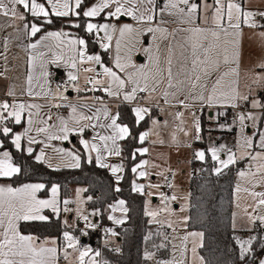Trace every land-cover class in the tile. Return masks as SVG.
Instances as JSON below:
<instances>
[{"label": "snow or ice", "instance_id": "6c2138e0", "mask_svg": "<svg viewBox=\"0 0 264 264\" xmlns=\"http://www.w3.org/2000/svg\"><path fill=\"white\" fill-rule=\"evenodd\" d=\"M47 3L51 5V13L56 17H67L70 15L71 8L69 0H47ZM83 0H75V7L79 9ZM179 5L186 6L185 8L179 7ZM215 9L212 16L215 29H206L199 26H194L185 31L189 32L190 35L187 38V44L190 46L191 52V67L187 73H184L185 79L178 80L176 84H173V72H172V54L173 47L168 46L167 53L168 55L164 58V63L167 64L165 69L162 66V57L160 54L159 44H155V50L153 47L148 46L143 48L144 54L148 58V65L137 66L133 60L132 56L136 50V45L140 43L138 37L147 33L152 34L153 42L158 40L166 39L171 33L168 32V29L161 27L160 24L167 23L161 19L160 24H157L155 27L152 26L153 20L155 18L156 9H155V0H100V2L90 8L87 11L83 12V16L88 18H94L99 16L101 13L105 12L108 9L107 16L109 19L120 20L121 17L127 16L130 17L137 25H143L146 27L138 28L131 24H123L122 26H117L111 23H87L86 31L88 33H100L103 32L104 36L101 38L100 47L107 51L111 47V42L115 34H119V38L116 40V55H115V68L119 70L120 73H125L126 78H122L117 71H114L113 68L106 67L101 61L100 55H87V46L84 39H69L65 41L64 37L68 36V33L65 32H49L46 36L42 37L37 43L29 45L33 50H36L44 44V41H55V44L44 45L48 47L49 51L53 52V56L50 60L43 59L44 53L41 52L38 56L29 57V74L27 76V94L31 96H47V92L36 93L33 92V71L35 68V63L37 59L40 60V76L45 78V83H47V77L49 73L47 71V64H55L58 67L60 62L64 60V49L68 48L72 55L69 56L68 60L65 61L68 67L76 71L68 72V82L72 83V87L77 91H81L79 86L75 83L79 79V68L78 66H83L88 64V67H85L84 72L95 73L94 76L88 77L85 81L86 84H91V89H85L86 91H103L109 97L119 96L123 93V99L128 102L136 100L137 93H147V97H141V99L150 100L152 93L156 92L159 85L163 83L165 76V71L167 72V84L168 88H176L177 91L187 90V95L185 100H191L193 104L199 103L202 107H214L216 105H229L233 108L238 106V101L248 100L247 95H243L239 92L238 83L240 78V62L242 59L241 53V42L243 37L244 27L255 29L257 27L264 28V24H258L257 17L264 18V11L254 12L244 10L240 4L236 3L235 0H228L227 4L223 0H215ZM18 7H22L25 11L31 14L34 18H47L49 16V11L46 10L43 3H38L37 0H0V15L5 17H11L12 19L25 20L26 17L23 13L18 12ZM210 7L209 5H206ZM175 10V11H172ZM198 6L196 4L189 3V0H168L164 4L163 8L160 9L161 17L165 12L169 15H179L181 17L182 23H193V16L197 13ZM79 15V13H77ZM186 17V19H184ZM45 23H52L50 19L45 20ZM73 27L79 28V24L72 25ZM24 29L27 31L29 29V24H24ZM41 31V28L37 24L32 23L30 26V35L36 36L38 32ZM209 35L211 39H209ZM259 40L262 46H264V31H261L259 34ZM79 46V47H77ZM7 47V45H5ZM181 56L188 60L189 56L185 55L187 48L182 45ZM54 49H59V53L55 52ZM7 60V56L4 57ZM221 64L227 66L226 70L220 72ZM92 65H99L103 71L102 73L96 72L95 67ZM257 67L261 70H264V60L260 61L257 64ZM134 69V71H126L127 69ZM7 68L3 72H0V77L6 76ZM213 73H219L215 80L211 81V87L209 88V81ZM103 78H99V77ZM253 83H262L264 82V71L260 73L252 74ZM131 84L133 87L130 91H125L126 85ZM43 85L41 88L43 89ZM67 91V87H65ZM9 96H15V90L9 88L7 93ZM176 96V92H168L165 90L163 96L166 103H169V96ZM53 100L60 99L62 101L67 100V97L60 92L59 88L55 93H52ZM96 99H100L97 97ZM185 100H180L178 103L188 108L189 104L185 103ZM52 107H60V104L53 103ZM72 109V116L70 117L71 124L69 120H65L62 117H57L59 120V125H49L48 121L52 119L51 115L47 116V120H40V123L45 125L36 129L37 134H45L49 141L51 140H62L67 141L69 139V134H80L83 135L84 129L87 127H96L95 124H86L82 123L83 121H92L93 119L99 120V109L96 112L89 116L85 114H77V108L73 105H68ZM43 106L33 103H13L9 104L7 101L0 102V125H4V121L8 118H12L15 124H20L22 120V114L25 110H29L28 124L29 128L23 134H15L12 139V144L16 149L21 148V140L23 136H27L28 132L32 130L31 126L34 123L32 117L33 115L38 116L39 111L36 113L31 112V109H41ZM252 107H264L259 101L253 100ZM11 109V111L9 110ZM151 109L148 107L137 106L133 109V112L136 116V122L139 124L140 121L144 120L145 116L150 113ZM7 113V116H5ZM104 118L110 120V123L107 125L101 124V128L111 129V135H97L93 137V140L98 139L103 145V150L107 152L109 156L111 155H120V148L117 146L118 140H123L127 138L130 134L127 126H123L117 123V116H110L108 109L105 107L103 109ZM176 119L180 120L181 125L183 124V112H178L175 114ZM194 127L196 131L195 139H200V123L198 117L195 113H192ZM255 121L256 117L252 114H240L238 119L241 125L244 124L245 119ZM152 124L154 126L158 125V121L153 120ZM57 129V131H53ZM178 131L183 132L185 136L188 135V131L183 127L178 126ZM0 132L7 137L12 132V129L6 125L0 127ZM150 135L149 132H144L139 136V141L143 143L145 139ZM111 142V146H109ZM172 142L177 143L176 135H172ZM29 145L33 143H41V141L36 140L34 137L28 138ZM80 143L83 145L84 149L91 152H96V161L97 164L102 167H109L107 164L102 163L101 147L94 142H89L87 140L81 139ZM160 143H163L161 140ZM50 145H45L49 147ZM245 150L253 148V141L250 137H243V142L240 145ZM0 147H3V144L0 143ZM259 147L262 149L261 152L253 154L250 151H245V156H247L251 161H260L256 167L255 172H245L240 171L239 176L241 179L251 177L250 183L253 188L257 183L264 184V134L260 135V144ZM54 151L57 154H60L62 157H68L73 161L69 164L70 167H79L80 157L77 154H74L71 151H65L64 149L56 148ZM141 155L148 152L147 148L140 149ZM212 153L213 160L217 161L220 167L215 169L216 173L219 174L223 169H226L231 164H235L237 161V156L235 153L230 152L226 160L220 159L218 155L217 148L210 149ZM29 155L32 154L33 149L29 147L27 149ZM135 154H133L134 156ZM195 157L204 160L205 153L203 151L195 152ZM243 158V157H241ZM37 162L48 163V166L59 168V165H53L51 163V158L47 161L45 160V152H41L35 157ZM91 160V156H89ZM148 162L143 161L140 165H137L132 169L134 173L137 172V168H143ZM123 169L121 166H111V171L113 175H116L118 172H121ZM20 172V168L12 164L11 158L7 151H4L0 155V177L10 178L13 175ZM261 174L259 180L256 179L257 174ZM138 175L140 177H145V171H139ZM121 177L117 176L119 181ZM171 186V185H170ZM45 188L44 184H26L23 187L12 188V187H0V264H55L57 249L55 247H45V244L48 243L47 240L37 243V237L32 235H23L20 233L18 224L20 221H46L48 217L42 215V210L45 208H50L53 213L59 215L60 209L57 206L56 195L58 192V187L53 186L51 188L52 198L48 200L38 199L36 193ZM133 190L143 193L144 186L133 184ZM119 191V189H117ZM241 191V186L237 184L236 192ZM244 192H247L256 202L252 206L253 212L257 209L264 207V192L250 191L248 188L243 189ZM151 195V193H149ZM258 198V200L256 199ZM171 200H176L175 196L170 198ZM162 200L167 202L169 197L162 194ZM69 201H64V204L67 205ZM125 202L120 200L117 205L112 206L113 212L119 208L121 211L126 212L127 209L124 208ZM64 211L67 212L69 209L64 208ZM160 211L168 212L171 214L172 210L165 205L164 208ZM247 211V209H245ZM79 214V213H78ZM147 215L153 218L155 221L158 213L156 211L146 212ZM86 221L85 227L95 228L96 225L88 222L87 216L81 217ZM109 219L112 220L115 224H122L124 221L122 219H117L114 216H109ZM250 223L255 224L257 220L264 225V215H248ZM235 226V225H234ZM168 227H172V223H168ZM106 231L111 232L112 235H116L114 231L108 229ZM87 235V232L84 233ZM151 234H149L150 237ZM192 237L203 236V233H190ZM64 240L66 241V248L64 249L65 258L68 256L67 249L71 248L74 251H78V262L79 264H96L95 258L86 261L85 257L89 256V253L92 252L91 248L85 247L82 249L77 248L79 243L74 236L69 232H64ZM149 237H146L148 239ZM188 236H184L183 240L187 241ZM167 239V237H165ZM251 238L246 241L237 240V243L240 247V258L244 259L245 255L251 250L253 240ZM52 244L56 242L51 241ZM157 247L163 248L164 244H160ZM119 251V249H116ZM193 256H196V246L193 242L192 247ZM100 253L97 251L95 256H99ZM154 254L150 252L144 253L145 260H151ZM181 256H183V250L181 251ZM158 264H183V260L177 262L175 259L169 261H160ZM201 264L203 260L201 259ZM260 264H264V260L260 261Z\"/></svg>", "mask_w": 264, "mask_h": 264}, {"label": "crops", "instance_id": "0c3cea01", "mask_svg": "<svg viewBox=\"0 0 264 264\" xmlns=\"http://www.w3.org/2000/svg\"><path fill=\"white\" fill-rule=\"evenodd\" d=\"M165 1L166 0H155L156 14H155V18H154L153 24H152L153 27H155L157 24H160L161 20L158 19V13L160 12V9L163 8ZM191 1H193L198 6L202 0H191ZM5 2H7V0H5ZM37 2L43 3L45 5L46 10L49 11V16L47 18H39V19L34 18L31 16L30 13L25 11L22 7H18V12L23 13L25 15V17H26L25 20L12 19L11 17H5L3 15H0V72H3L5 70V68H7V72H6L7 79H5L4 77H0V102L7 101L9 104L33 103V104H39V105L43 106L39 110H37V109H31L30 110L33 113H36L37 111H39V115L38 116L33 115L32 119H33L34 123L31 126L32 130L28 132L27 136H23L22 140H21V147L24 148L26 153H28L27 149L29 147H31L33 149L32 154H33L34 159L41 152V150H43L45 152V160L47 161L49 158H51V163L53 165H59L58 169L78 168V167L68 166L69 164L73 163V161H71V159L68 157H62L60 154H57L54 151V149L60 148V149H64L65 151H71L74 154H77L75 151V147L78 145L82 149L87 162L90 161L89 156H91V160H93L97 166L102 167V166L97 164V161H96L97 153L96 152L89 153L88 151H86L84 149L83 145L80 143L81 139L87 140L90 143L94 142L101 147V155L103 157L102 163L109 165V167H103V168H106L108 170V172L112 175L114 182H115V188L118 189V183L120 182L121 179H119V181H118L117 176L122 178L123 170L121 172H118L116 175H113V173L111 171V166H121L123 169V165H122L121 160H120V155L119 156H116V155L109 156L107 154V152H105L103 150V145L101 144V142L98 139L93 140V137H95L97 135V133H99V135H111V129L100 127L101 124L107 125L108 123H110V120L105 119L104 115H103V109L105 107L108 109L110 116H117L116 109H117V106L119 104H125V105L129 106L131 108L132 112H133V109L137 106L134 105L132 102L125 101L123 99V93H121V95H119V96L109 97L102 90L97 91V93L95 94V98L99 97L100 99H97L96 100L97 102L93 103L91 101L90 92L85 90L87 88V86L89 85V84L85 83L86 79L88 77H92L95 75V73L84 72L83 69L85 67H88L89 66L88 64H85L83 66H78V68H79V72H78L79 79L75 83L79 86L81 91L77 92L72 87V83L68 82V75H67L68 72L69 71H76V70L68 67L67 64L65 63V61L68 60L69 56L72 55V53L69 51L68 48L64 49V52H63L64 60H62L60 62L59 67L55 64H51V63L47 64V71L49 73V76L47 77V83H45V78L40 76V72H41V69L39 66L40 60L37 59V61L35 63L34 71L32 73L33 74V92L40 93V92L44 91V92H47L48 95L47 96H45V95L31 96L30 97L27 94V88H28L27 76H28L29 70H30L29 57L33 56V55L39 57V54L41 52H43L45 54L43 59L50 60L53 56V52L49 51L48 47H45L44 45L55 44V41H51V40L44 41V44H42L41 47L36 49V50L31 49L29 47V45H31L33 43H37L38 41H40L42 39V37L46 36L47 33H49V32H65V33H68V36L63 38V39H65V41H67L69 39H77V38L84 39L82 37H79L78 32L76 30L77 27L72 26L74 24H80V20H79L80 18L79 17H82L85 19V22H84V30L85 31H86V25L89 22L97 23V24L111 23V24L117 25L118 27L122 26L123 24H131V25L138 27V28H143L146 26L137 25L135 21H133L130 17H127V16L121 17L120 20H116L114 18L109 19L107 16V13L109 11L108 9H106L105 12L101 13L99 16L94 17V18H88V17L83 16L84 11H87L88 8L98 4L100 2V0H83V3H85V5L82 9H81V7L79 9H77L75 7V0H69L71 12H70V15L67 17H56V16L52 15L51 5H49L47 3V0H37ZM199 12H200V9L198 6V17H197V20H195L193 23H182V22H169V21H167V23L160 24L161 27L168 29V32L171 33L170 35L167 36L166 39L153 42L151 33L140 35L138 37L140 43H138L136 45V50L132 56L133 62L137 66L148 65L149 61H148L147 56L143 52V48L151 46V47H153V50H155V44L158 43L159 47H160V54L162 57V66L166 69L167 64L164 63L163 61H164V58L168 55V53H167L168 46H172L173 47L172 72H173V76H174L173 84H176L178 80H184L185 79L184 73H187L191 67V57H190L191 49H190V46H188V44H187V38L190 35V33L185 31V30L190 29L194 26H199L201 28H206V29H210V30L215 29V25L213 23V20L210 18L208 19V15L211 16L214 14V12H211V11L208 12L207 13L208 15L206 14L207 20H205V21H202L200 19ZM77 13H79V15H77ZM53 17L59 18L60 21L65 25V28L42 29L43 25L45 24V20L50 19L52 21ZM25 23L29 24V29L27 31L24 29ZM32 23L37 24V26L41 28V31L38 32L36 34V36H34V37L30 35V26ZM86 33H88V32L86 31ZM88 34L93 35L92 36L93 42L97 45V51L96 52H89L88 48H87L86 54L87 55H100V52H104L106 54V60L108 61V63H105L103 58H101V61L104 64V66L113 68V70L117 71L118 74L121 75L122 78H126L125 73H120L119 70L115 68L116 40L119 38V34L117 33L113 36V39L111 42V47L107 51H105L104 49H102L100 47V43L96 42L97 38H102L104 36L103 32H100V33L93 32V33H88ZM209 39H211L210 35H209ZM246 39H247V36H246L245 31L243 29V37H242V42H241L242 59L240 62V78H239V83H238V89H239V92L241 94L248 96L247 101H244V100L238 101V106L235 108H233L229 105H216L214 107H207V106L202 107L199 103L193 104V102L191 100H185V96L187 95V90L177 91L176 88H168L167 78H166L167 72L165 71V73H164L165 79H164L163 83H161L159 85L157 91L152 93L151 99L150 100L143 99L144 100L143 107H148L151 109V111L148 115L145 116V118L148 117V126H147V129L145 131H143L142 133L148 132V128L150 126L149 122H150V120H153L154 117H157L158 123H161V122H163V120L165 118H168L167 115L169 114L170 111H174L175 113H178V112L186 113L187 112L188 114L191 115V118H192L191 119L192 135L190 136V146L191 147L200 146L203 149L207 150L208 147L207 148H205V146L203 147V145H201V143H203L204 140H206L208 138V136L211 133V131L213 130V128H215L214 130H216V129L221 130L220 129L221 127L228 124V120L232 119V118L227 119L229 116L233 117L234 120L231 122V123H233V122H235V120H237V118L240 114H245V116H247V114H252V115L259 116V119H261V123H263L264 107L253 108L252 107V101L256 100V101H259V103L261 105H264V89L262 88L264 85V82L253 83L252 74L253 73H260L264 70H261L260 68H258L257 67L258 63L254 62L253 56L255 55V52L253 51V47L250 44V42ZM245 41H248L249 45H247L245 43ZM5 45H7V47H5ZM182 45H184L188 49L187 52L185 53V55L189 56L188 60H185L181 56V51H182L181 46ZM77 47H79V46H77ZM248 47H250V49H248ZM259 48L264 49V46H262L260 43ZM54 51L59 53V49H54ZM261 51H263V56H264V50H261ZM5 56H7V60L4 59ZM92 66L95 67L96 72L102 73L103 69L99 65H92ZM226 68H227V66L221 64L220 72L225 71ZM126 71L131 72V71H134V69L129 68ZM58 74H59V76H58ZM217 75H219V73H213L211 80L209 81V88L211 87V81L215 80ZM99 78H103V77L101 76ZM41 85L44 86L43 89L41 88ZM64 85L67 86V91H65ZM132 87H133V85L127 84L125 91H130ZM9 88H13L15 90V93H16L15 96H9L7 94L9 91ZM58 88H59L60 92H62L63 95L67 97V100L62 101L58 98L53 100L52 93H55ZM165 90H167L170 93L176 92L175 97H173L171 95L168 97V100L170 101L169 103L165 102V99L163 96V92ZM147 95H148L147 93H144V97H147ZM180 100H185V103L189 104L190 107L185 108V107L181 106L178 103V101H180ZM53 103L60 104L61 106L60 107H52L51 105ZM68 105L75 106L77 108V114L82 113V114L89 115V116L93 115L96 112V110L99 109L100 110L98 113L99 117H100L99 120L93 119L92 121H83L82 122V123H86L89 125L95 124L96 127L94 129L92 127L85 128L82 136L80 134H71L70 133L69 139L67 141H62V140H51V141H49L45 134H43V133H41L39 135L37 134L36 129L39 127L45 126V125L40 123V120L41 119L47 120L48 115L52 116V119L48 121L49 125L55 124L58 126L59 120H57V117L59 116L65 120H69L70 126H72L70 117L73 114H72L71 107H69ZM194 107H199L200 112H194L193 111ZM9 110L11 111V109H9ZM151 112H154V116H150ZM225 112H229L228 117H224ZM28 113H29V110L26 109L25 112L22 114V120H21L20 124H15L14 120L12 118H8L7 120L4 121V125H6L7 127L9 124L17 126V129L12 134L11 140L14 138L15 134H23L29 128V124H28L29 115H28ZM192 113H195L196 117H198V119H199L200 129H201V131L199 133V135H200L199 140L195 139L196 131H195V127H194V121H193ZM133 115L136 119L134 112H133ZM5 116H7V113H5ZM207 116L210 117L211 120L209 123H206L205 127L207 129V132L204 135L202 133L203 120L205 122V118ZM245 120L249 121V119H247V118ZM117 123H118V121H117ZM246 124H248V123H246ZM4 125H0V127H2ZM123 126H125V125H123ZM251 129L252 128L245 129V130L247 133H250ZM233 130H235V129H233ZM53 131H57V129H53ZM222 132L220 131V134H221L220 138L223 140L224 135H225L224 133H226V132L225 131H222ZM29 137H34L36 140L41 141V143H33V144L29 145V143H28ZM147 139H148V137L143 142L144 146L137 149V153H138V155L142 156V159L134 167H136L137 165H140L143 161H147L148 163L146 165H144L143 168H137V172L134 173V180L131 183L132 191L139 193V194H143L145 197V199H144V214H145V216H146L145 207H146V203H147V187H146L148 184L147 179L150 175L152 176V174L155 173V171L150 168V156L147 157L148 152L141 155L140 151H138V150L144 149V148L148 149ZM221 139L219 141L217 140V142L220 143V141H222ZM123 140L117 141V146L119 148H120L121 142ZM0 143H2L1 140H0ZM159 143H160V141H159ZM46 144L50 145V146L45 147ZM160 144L166 145V143L164 141H163V143H160ZM109 146H111V142H109ZM13 147L16 149V147L14 145H13ZM150 147H151V145H150ZM4 151H7L9 153L10 158H11L10 150L7 148H0V155H2V153ZM256 151H259V150L253 146L252 152L255 154ZM35 161H36V159H35ZM11 162H12V160H11ZM39 163H41V162H39ZM194 163H196V160ZM194 163H191V164H194ZM12 164L14 166H16L13 162H12ZM42 164H44L45 166L50 168L48 166V163H42ZM237 164H240V168H242V163H237ZM79 165H80V161H79ZM50 169H57V168L51 167ZM201 169H202V167H201ZM139 171H145L146 176L140 177L138 175ZM214 172H215V170H214ZM17 174H15V175H17ZM182 174H185V171H182ZM197 174H199V173H196L195 170H193L191 172V174L189 175V181L194 175H197ZM15 175H13L12 177H14ZM12 177H10V178L0 177V187L19 188V187H23L26 184H42V183H23V184H19V185L14 187L10 181V179ZM151 179H154V176H152ZM134 183L136 185H143L144 186L143 193L133 190V184ZM188 185H189V183H188ZM77 187H79V186L74 187L72 197L70 199L65 200V201H69V203H72L73 206H74V203H73V201H70V200L73 199L74 193H75V190ZM80 187H81V192L84 195L85 188L83 186H80ZM51 188H50L49 194L47 196H41L40 195V193L44 189L37 192L36 193L37 198L41 199V200L51 199L52 198ZM188 189H189V186H188ZM189 195H190V192H189ZM84 198H85L86 208L88 209L87 202L89 199L85 196H84ZM56 199L58 202L57 206L60 209L59 212H61L63 215L62 210L64 209V205H65L64 201H60V199L58 197V193L56 195ZM120 200L121 199L116 200L110 206L109 216H114L117 219H122L125 222L127 220V217H126L127 211L123 212L119 208H117V210L115 212H113V210H112V206L117 205ZM154 201H155V199H154ZM73 206L71 209H73ZM124 208H126L125 204H124ZM71 209H69V210H71ZM188 209H189V205H188ZM47 212H53V211L50 208H45L42 210L41 214L48 217ZM88 212L90 213V215H92V220H93L94 224L96 225V227L99 226L98 222H97L98 221L97 220L98 213L96 211H93L90 209H88ZM109 216H108V220L110 221V224L112 226L121 225V224H119V225L115 224L112 220L109 219ZM68 219L71 220L72 217L69 216ZM147 220H148V217H147ZM33 221L46 222L48 220H46V221L33 220ZM33 221H20L18 224V228H19V225L21 222H33ZM187 221H188V213H187ZM148 223H149V221H148ZM149 224H151V223H149ZM151 225H153L154 227L161 230L162 235H163V244L167 245L168 242H167V239H165V236L167 238H169L168 228L160 227V226H157L155 224H151ZM256 226H257V224H256ZM96 227L95 228H88V227H85V225H83L81 222L77 221L76 225H74L72 227H68V228L72 229V230L76 229L77 231H79V233H80L79 237H77V235H73V234H71V235L74 236L75 238L79 239L81 244H85L89 248H91L92 253L95 254L97 251L100 253L99 248L97 249L95 246V242H96L97 234H98L95 231ZM107 228L109 229V227H107ZM85 232H87V235H84ZM189 232H193V231H189ZM246 232H250V231H245L244 233H246ZM90 233H92L93 235L91 236ZM23 235H26V234H23ZM263 237H264V235H263ZM45 240L48 241V243L45 244V247H55L58 251L60 250V247L63 245V242L61 244H59L57 239L53 238V237H47V238H44L41 240L37 239V243H41ZM53 240L56 242L55 244L51 243V241H53ZM104 242H106V244L109 246L111 245L113 248H115V247L117 248L118 239H116V237L113 236L111 234V232H110L109 238ZM201 243H202V240H201ZM167 247L169 249L168 245H167ZM199 248H198V252H199ZM239 249H240V247H239ZM250 251L248 253H250ZM248 253L245 256H247ZM59 255H62V254H59V252H57L55 264H59V260H58ZM169 255H170V249H169ZM99 257H100V261H103L101 258V253H100ZM168 258H169V256L167 257V259ZM261 260H264L263 254L258 255L254 259L252 264H260ZM156 262L157 261L154 257L150 263L151 264H157ZM60 263H62V264H67V263L68 264H79L77 262H66L64 256H63V259L61 260Z\"/></svg>", "mask_w": 264, "mask_h": 264}, {"label": "trees", "instance_id": "16d2710c", "mask_svg": "<svg viewBox=\"0 0 264 264\" xmlns=\"http://www.w3.org/2000/svg\"><path fill=\"white\" fill-rule=\"evenodd\" d=\"M85 3L81 5V9ZM80 27L77 28L79 37L86 41L89 52H96L97 45L93 42V35L84 30L85 19L79 17ZM65 28L59 18L53 17L52 23H45L42 29ZM105 63L106 54L100 52ZM118 123L129 129V135L121 142L120 160L123 165V175L115 188L112 175L106 168L99 167L93 160L86 161L82 149L77 145L76 153L80 157V165L74 169H50L42 163L35 161L33 154L29 155L21 147L15 149L12 144V134L17 129L16 125L9 124L12 129L9 136L5 137L0 132V140L3 147L10 150L12 162L20 168V172L10 179L15 187L23 183H42L45 185L41 196H47L53 186L58 187L60 201L72 197L76 186H83L84 196L89 200L87 207L98 213L97 222L99 226L109 227L116 233L113 235L118 239L117 248L110 250L102 248L101 258L104 264H151L145 260L144 253L150 252L158 262L164 261L169 256L167 245L163 248L157 247L163 244V235L160 229L148 223L144 214V195L132 191L131 183L134 180L133 167L142 159L137 149L144 146L139 142V135L147 129L148 117L137 124L131 108L125 104L117 106ZM229 112L224 113L228 117ZM150 116H154L151 112ZM206 123L203 120L202 133L207 132ZM133 154H135L133 156ZM240 164L229 166L219 174L214 172V163L205 150V158L199 174L194 175L189 181V209L187 229L193 232L203 233L199 255L203 264H252L258 255H264L263 229L258 225L250 233L253 235L251 253L240 258V249L235 240V231L231 227L233 211L234 177L239 170ZM121 199L127 208V220L119 225L112 226L108 220L110 206L116 200ZM46 222H21L19 230L22 234L32 235L38 240L53 237L58 243L63 242L64 232L77 235L79 231L72 230L62 223V213L59 215L47 212ZM149 234L150 237H149ZM92 236L93 234L90 233ZM146 237H149L146 239ZM95 246L99 248V236ZM119 249V251H116Z\"/></svg>", "mask_w": 264, "mask_h": 264}, {"label": "rangeland", "instance_id": "374dc122", "mask_svg": "<svg viewBox=\"0 0 264 264\" xmlns=\"http://www.w3.org/2000/svg\"><path fill=\"white\" fill-rule=\"evenodd\" d=\"M209 1V2H208ZM168 0L165 1L166 4ZM225 4H227L228 0H223ZM236 3L240 4L241 7L246 11H254V12H262L264 11V0H235ZM189 3L195 4L193 1L189 0ZM209 5L210 7H207ZM164 6V5H163ZM200 12V19L202 21L207 20L206 14L208 12H214L216 7L215 0H202L201 3L198 5ZM179 7L185 8L187 11L186 6L179 5ZM175 11V10H172ZM208 15V14H207ZM213 15H208V19H212ZM198 17V10L197 13L193 16V21L197 20ZM158 19L169 21V22H181V17L179 15H169L167 12L163 14L161 17V13H158ZM186 19V17L184 18ZM61 22V21H60ZM258 24H264V18L257 17ZM62 23V22H61ZM63 24V23H62ZM245 34L250 44L253 47V51L255 55L253 56V60L255 63H259L260 61L264 60L263 56V48H259L260 40H259V33L264 31V28L257 27L255 29L244 27ZM248 41H245L247 45ZM250 49V47H248ZM264 89V85L262 87ZM184 113V112H183ZM176 113L174 111H170L167 115L168 118H165L163 122L158 123V125L154 126L152 124L153 120H157V117H154L153 120H150V126L148 128V132L150 135L148 136V153L147 157L150 156V168L155 171L152 174L154 179H151L152 176L150 175L147 179V203L145 207V213L149 211H156L158 215L153 221V218L146 214L148 217V221L151 224H155L160 227L168 228L169 238H167V245L170 249V255L168 259L164 261H169L175 259V261L179 262L183 260V264H201V258L198 252V248L201 245L202 237H192L189 234L193 232H189L187 230V213H188V205H189V175L193 170L196 173H199L202 167V163L204 160H200L196 158V163L191 164V156L197 151H203L205 153V149L200 146H190V136L192 135V124H191V115L187 112L184 113L183 116V124L181 125L180 120L176 119ZM256 117L255 121L253 120H245L243 125L246 123L251 124L253 127L250 133H247L246 130H241V123L239 119L235 120V122L231 123L234 119L232 117L231 120H228V124L221 127V130H213L209 134L208 138L204 140L201 145L205 148L208 147L207 154L215 164L214 168L220 167L219 163L212 158V153L210 151L211 148H217L218 155L220 159L226 160L230 152H233L237 156V163H242V168H240L234 177V191H233V211H232V219H231V227L236 231L235 232V240L246 241L253 236L250 232L254 229L256 224L263 229L264 235V225L260 223L259 220L256 221L255 224L250 223L248 219V215H264V207L257 209L253 212V205L255 204V200L247 193L244 192V188H248L250 191L256 192H264V184L257 183L256 186L253 188L252 184L249 182L251 177L241 179L239 176L240 171L245 172H255L256 167L260 161H251L247 156H245V151L252 152L251 149L245 150L240 145L243 142V137H250L253 141V146L256 147L259 151L255 153L261 152L262 149L259 147L260 144V135L264 134V120L261 123V119L259 116L253 115ZM228 119V118H227ZM152 124V125H151ZM178 126L183 127L185 130L188 131V135L185 136L183 132L178 131ZM209 126V125H208ZM210 127V126H209ZM235 129V130H233ZM220 131H225L223 140L220 138L221 134ZM223 133V132H222ZM176 135L177 143L172 142V135ZM221 139L220 143L217 142L218 139ZM219 139V140H220ZM164 141L166 145H161L159 141ZM218 140V141H219ZM151 145V147H150ZM200 145V144H199ZM253 153V152H252ZM254 154V153H253ZM243 157V158H241ZM179 162V163H178ZM195 166V167H194ZM214 169V170H215ZM224 170V169H223ZM182 171H185V174H182ZM216 172V171H215ZM171 179V186L169 185L170 195L166 194L164 190V186L166 180ZM261 178V174L258 173L256 179L259 180ZM239 184L241 186V191L239 193L236 192V186ZM151 193V195H149ZM162 194L164 196L169 197L167 202L162 200ZM172 196L176 197V200H171ZM155 199V201H154ZM258 200V198H256ZM74 206L73 209L65 212L64 209L62 215V222L67 227H72L76 225V222H81L83 225L86 224L81 217L87 216L88 222L94 224L92 220V215L88 212V209L85 205V198L83 193L81 192V187H77L74 193L73 199ZM165 205L169 207L172 212L169 214L168 212L160 211V209L164 208ZM247 209V211H245ZM79 213V214H78ZM71 216L72 219L69 220L68 217ZM172 223V227H168V223ZM235 225V226H234ZM200 233V232H196ZM188 236V240L184 241L183 237ZM166 237V236H165ZM77 248L82 249L88 247L85 244H81L80 240ZM106 241V240H104ZM102 242L101 247H111V245H107L106 242ZM193 242H195L196 246V256H193L192 247ZM238 244V243H237ZM239 245V244H238ZM66 248V241L63 238V245L60 247L59 254H62L65 257L64 249ZM89 248V247H88ZM183 250V256H181V251ZM68 256L65 258L66 262H78V251H74L71 248L67 249ZM251 253V251H250ZM248 253V255H250ZM95 258V262L100 263V257L95 256L94 253L90 252L88 257H85V260L88 261L92 258ZM154 258V256H153ZM153 258L151 260H153ZM149 260V262H151ZM157 263V262H156ZM68 264V263H67Z\"/></svg>", "mask_w": 264, "mask_h": 264}, {"label": "built area", "instance_id": "2783aa9c", "mask_svg": "<svg viewBox=\"0 0 264 264\" xmlns=\"http://www.w3.org/2000/svg\"><path fill=\"white\" fill-rule=\"evenodd\" d=\"M100 41H101V38H97L96 39V42L97 43H100ZM53 85V84H52ZM64 87H67L66 85H64ZM92 88V85L91 84H89L88 86H87V88L86 89H91ZM89 92H90V95H91V101L93 102V103H95V102H97L96 100V98H95V94L97 93V91H91V90H88ZM141 97H144V93H141V92H139V93H137V98H136V100H134V101H132V103L134 104V105H136V106H142L143 107V105H144V100L143 99H141ZM193 111L194 112H200V109H199V107H194L193 108ZM232 117H228V119H231ZM210 120H211V118L210 117H206L205 118V123H209L210 122ZM242 130H245V129H250V128H252V125L251 124H246V125H243V126H241L240 127ZM195 155L194 154H192V157H191V163H194L195 162ZM171 184V179L170 178H168L167 180H166V183H165V186H164V190L166 191V194L169 196L170 195V191H169V185ZM72 203H68L67 205H64V208L65 207H67L68 209H71L72 208ZM106 230H108V228L106 227V226H97L96 227V229H95V231L98 233V236H99V250H101L102 248H104L103 246L101 247V244H102V242L104 241V240H107L108 238H109V236H110V232L109 231H106ZM105 247H107V246H105ZM107 248H109L110 250H112L113 249V247L111 246V247H107ZM100 253H101V251H100ZM63 259V256L62 255H59L58 256V260H59V264H62V263H60L61 262V260ZM98 264H104V262L103 261H101L100 263H98Z\"/></svg>", "mask_w": 264, "mask_h": 264}, {"label": "water", "instance_id": "95a60500", "mask_svg": "<svg viewBox=\"0 0 264 264\" xmlns=\"http://www.w3.org/2000/svg\"><path fill=\"white\" fill-rule=\"evenodd\" d=\"M58 76H59V74H58Z\"/></svg>", "mask_w": 264, "mask_h": 264}]
</instances>
